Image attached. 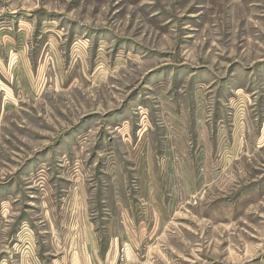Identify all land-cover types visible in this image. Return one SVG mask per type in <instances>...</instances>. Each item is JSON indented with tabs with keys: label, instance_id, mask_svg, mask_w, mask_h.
I'll return each instance as SVG.
<instances>
[{
	"label": "rangeland",
	"instance_id": "1",
	"mask_svg": "<svg viewBox=\"0 0 264 264\" xmlns=\"http://www.w3.org/2000/svg\"><path fill=\"white\" fill-rule=\"evenodd\" d=\"M0 264H264V0H0Z\"/></svg>",
	"mask_w": 264,
	"mask_h": 264
}]
</instances>
